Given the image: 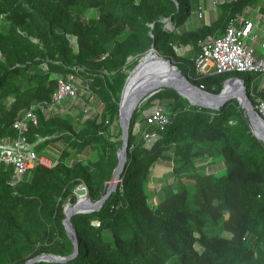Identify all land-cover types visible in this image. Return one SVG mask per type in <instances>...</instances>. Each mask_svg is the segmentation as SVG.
<instances>
[{"label": "trees", "instance_id": "trees-1", "mask_svg": "<svg viewBox=\"0 0 264 264\" xmlns=\"http://www.w3.org/2000/svg\"><path fill=\"white\" fill-rule=\"evenodd\" d=\"M261 1L223 4L210 22L187 27L200 0H0V138L16 134L14 122L24 108L52 98L55 72L85 67L82 75L103 103L91 118L82 111L75 116L39 111L28 137L40 151L66 143L54 149L60 150L55 166L37 165L13 185L14 166L0 165V264L75 251L63 223L65 205L75 202L81 184L93 200L106 193L122 144V91L152 44L194 84L220 93L241 72L199 74L195 58L201 42L223 34L244 6ZM91 10L97 14L85 17ZM70 36L77 37L78 51ZM247 93L255 104L248 87ZM258 93L264 99V90ZM157 105L170 122L156 126V139L146 142L136 123L145 127ZM87 148L96 156H85ZM218 157L227 172L205 171L207 160ZM161 160L172 163L175 180L152 190ZM72 223L78 253L35 264H264V141L237 98L213 109L163 87L133 113L117 189L99 210L75 214Z\"/></svg>", "mask_w": 264, "mask_h": 264}, {"label": "built area", "instance_id": "built-area-1", "mask_svg": "<svg viewBox=\"0 0 264 264\" xmlns=\"http://www.w3.org/2000/svg\"><path fill=\"white\" fill-rule=\"evenodd\" d=\"M237 0H200L194 10L197 19H203L207 10H217L223 4L233 3ZM208 5V7L206 6ZM167 27L171 22L167 21ZM170 25V26H169ZM71 43L78 51L77 38L71 36ZM178 49L181 48H177ZM132 57H129L130 61ZM43 69H48V64H42ZM196 71L202 75L222 74L226 72H250L264 77V0L260 3H250L244 6L242 12L232 17L221 35L209 36L201 42V49L195 58ZM85 67L73 66L72 71L54 73L57 87L50 100L39 101L24 108L14 122L15 135L0 138V165L14 166L12 184H16L37 165L53 167L59 158V150L46 148L42 151L35 147L28 137L30 126L39 122V111L45 115L71 114L83 112L84 118H91L98 110L91 102L96 95L92 93L89 79L82 73ZM204 89V85L200 86ZM247 88V86H246ZM255 90L252 82L251 95L255 97L254 107L264 114V99ZM146 126L142 122L136 123L135 131L146 142H152L158 135L157 129H163L169 122L170 116L161 105H157L146 116ZM44 138H40L43 140ZM64 141L57 146L63 149ZM56 149H59V148ZM87 190L85 184H81Z\"/></svg>", "mask_w": 264, "mask_h": 264}, {"label": "water", "instance_id": "water-1", "mask_svg": "<svg viewBox=\"0 0 264 264\" xmlns=\"http://www.w3.org/2000/svg\"><path fill=\"white\" fill-rule=\"evenodd\" d=\"M172 17L169 18L171 20ZM157 58L156 69L151 70V75L146 78H141L138 82V86L132 91L130 98L128 100L126 112L123 113L122 110V101L124 92L127 88V85L130 81V78L133 73L137 70L145 69L150 64V59ZM238 81L241 85V91L239 92L240 97H234L235 95H230L228 97H222V93L225 90L228 82ZM163 87H172L176 89L182 96L189 99L191 104L198 106H205L213 109L221 108L227 101L237 98L240 105L246 110V113L249 117L251 125L253 127L254 133L264 141V116L258 111L247 93V88L244 82V79L241 77H231L226 80L223 90L220 93H213L207 91L200 86L194 84L188 76H186L179 66L175 63L173 58H168L164 55L158 54L154 43L151 48L144 55L135 67L131 70L128 75L120 101V126L122 128V144L118 149L119 162L114 169L112 179L107 187L106 193L98 200H93L89 191H87V201L79 202L78 199L74 203L71 202L70 210L65 214L63 219L64 226L67 230L68 235L74 241L76 248L75 251L69 256H63L54 253H42L30 260L26 264H35L36 261L47 260V261H66L67 259L74 257L79 251V243L77 240V232L72 223V216L78 213H86L91 211L99 210L106 200L110 197L113 191L117 189L119 182L121 181L122 172L126 166L128 159L129 151V132L130 124L134 111L138 105L146 98L149 94L163 88ZM183 89L185 92L190 93V95H184L181 92Z\"/></svg>", "mask_w": 264, "mask_h": 264}, {"label": "rangeland", "instance_id": "rangeland-1", "mask_svg": "<svg viewBox=\"0 0 264 264\" xmlns=\"http://www.w3.org/2000/svg\"><path fill=\"white\" fill-rule=\"evenodd\" d=\"M205 2V0H204ZM208 7V5H206ZM218 10H212V9H208L207 10V13L210 14L212 17V20L216 17L217 13H218ZM207 13H206V16L203 18V19H198V21L200 23H206V22H209L210 20L207 19ZM97 14L96 10H91L89 11L85 17H91V16H95ZM194 16V13L191 15L190 19H189V22L191 21L192 17ZM195 18V17H194ZM170 26V25H169ZM167 27V26H166ZM179 54H184L183 53V50L182 49H178L177 51ZM257 74H254V73H250V72H241L240 74V77L243 78L244 80H246V86L249 88V91H251V87H252V82H254V85H255V90H257L259 87H260V83H261V78L260 77H256ZM252 96V95H251ZM252 98L254 99V97L252 96ZM234 99V98H233ZM103 107V103H99L98 106H95V109L97 110H100L102 109ZM114 129L115 132L117 133L118 132V126H116ZM144 142V141H143ZM141 141V143H143ZM57 147H53V149H56ZM94 156H96V151L93 152ZM208 163H217V162H223V158L222 157H218V158H214V159H208L207 160ZM155 168V167H154ZM227 169L225 168L223 171L224 172H227L226 171ZM168 182V178L165 176H161V178H158V177H152L151 178V182H150V186L151 188H153L154 190H157V188H161L164 187V185ZM192 182V181H190ZM169 184V183H168ZM174 187V186H173ZM158 191V190H157ZM87 193V191L85 190V188L83 186H78L76 188V190L74 191V194L78 197V196H83ZM77 199V198H76ZM71 202V201H70ZM66 208V207H65Z\"/></svg>", "mask_w": 264, "mask_h": 264}, {"label": "bare ground", "instance_id": "bare-ground-1", "mask_svg": "<svg viewBox=\"0 0 264 264\" xmlns=\"http://www.w3.org/2000/svg\"><path fill=\"white\" fill-rule=\"evenodd\" d=\"M159 61L157 60V58H152L150 59V64L145 68V69H139L137 70L135 73L132 74L130 81L127 85V88L124 92V96H123V101H122V110L123 113L126 112L127 109V104H128V100L130 98V95L132 93V91L136 88V86H138V82L140 81L141 78H146L149 75H151V70L156 69V62ZM241 91V85L238 81L235 82H228L225 90L222 93V97H228L230 95H235L234 97H240L239 92ZM181 92L184 95H190V93L188 94V92H185L183 89H181ZM77 199L79 200V202H86L87 201V193L85 195H81L78 196ZM71 202L69 201L66 205H65V214L70 210L71 208Z\"/></svg>", "mask_w": 264, "mask_h": 264}, {"label": "crops", "instance_id": "crops-1", "mask_svg": "<svg viewBox=\"0 0 264 264\" xmlns=\"http://www.w3.org/2000/svg\"><path fill=\"white\" fill-rule=\"evenodd\" d=\"M194 17L195 16L192 17L190 22L189 21L187 22V24H186L187 27H194L197 24H200L198 19L196 17L195 18ZM212 17L213 16H211L210 14L207 13V19L208 20L211 21ZM259 88L264 90V77H261V83H260V87ZM91 102L93 103L94 107L98 106L99 103H102L101 100L97 96L94 97ZM83 154L85 156H87L88 158L95 157L94 154H93V151L90 148H87L83 152ZM205 165L207 166L205 171L206 170L207 171H220V170L225 169V167H226L224 162H217V163H214V164L206 162ZM172 168H173V165H172L171 162L161 160V161H159L156 164V166L154 168V174H153L152 177L155 176V177L161 178V176H164V177L166 176L168 178V182L165 185H167L168 183L170 184V183H172L175 180L174 175L172 173ZM151 189L154 190L153 188H151ZM159 189H161V188H157V190H159Z\"/></svg>", "mask_w": 264, "mask_h": 264}, {"label": "clouds", "instance_id": "clouds-1", "mask_svg": "<svg viewBox=\"0 0 264 264\" xmlns=\"http://www.w3.org/2000/svg\"><path fill=\"white\" fill-rule=\"evenodd\" d=\"M165 21H166V24H167V21H170V22H171V20H169V19H166ZM171 25H172V22H171ZM166 26H167V25H166ZM167 28H168V27H167ZM170 28H171V27H170ZM70 37H71V36H70ZM74 37H76V36H74ZM76 38H77V37H76ZM70 39H71V38H70ZM77 42H78V41H77ZM78 48H79V46H78ZM44 63H45V62H44ZM42 68H43V67H42ZM53 74H54V73H53ZM52 76H53V75H52ZM55 90H56V89H55ZM53 93H54V92H53ZM97 97H98V96H97ZM48 100H50V99H48ZM100 111H101V110H98V112H97L96 114H98ZM93 116H94V115H93ZM93 116H92V117H93ZM53 150H54V149H53ZM59 151H60V150H59ZM59 151H58V152H59ZM79 186H80V185H79Z\"/></svg>", "mask_w": 264, "mask_h": 264}]
</instances>
